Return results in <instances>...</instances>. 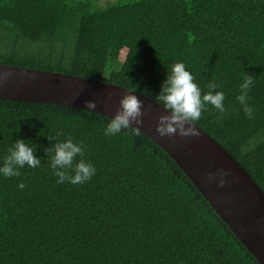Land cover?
Segmentation results:
<instances>
[{"label":"trees","instance_id":"obj_1","mask_svg":"<svg viewBox=\"0 0 264 264\" xmlns=\"http://www.w3.org/2000/svg\"><path fill=\"white\" fill-rule=\"evenodd\" d=\"M177 61L202 94L224 93V112L206 105L193 123L264 191V0H0L2 64L156 100ZM244 76L251 117L235 99ZM109 118L0 99V164L18 138L40 159L0 176V264H260L159 144L132 126L106 136ZM53 137L82 144L89 180L56 182Z\"/></svg>","mask_w":264,"mask_h":264},{"label":"water","instance_id":"obj_2","mask_svg":"<svg viewBox=\"0 0 264 264\" xmlns=\"http://www.w3.org/2000/svg\"><path fill=\"white\" fill-rule=\"evenodd\" d=\"M141 101L140 124L131 126L159 144L186 173L240 241L264 264V191L209 134L192 122L193 134L159 136L157 118L168 114L160 103L107 81L0 63V99L71 106L113 116L123 95ZM87 101L95 107L88 109ZM221 171L227 173L219 183Z\"/></svg>","mask_w":264,"mask_h":264},{"label":"clouds","instance_id":"obj_3","mask_svg":"<svg viewBox=\"0 0 264 264\" xmlns=\"http://www.w3.org/2000/svg\"><path fill=\"white\" fill-rule=\"evenodd\" d=\"M168 75L161 84V90L156 94V101L160 103L168 114L160 115L157 118L155 131L161 136H171L178 134L188 136L193 134L192 122L198 120L206 105H211L219 112L225 111L224 93L214 91L215 85L210 84L209 91L202 94L200 87L194 82L192 74L186 69L183 62L173 63L167 70ZM251 77H242L239 85L240 92L236 95V101L241 105L245 116L251 117L253 109L246 104ZM88 109L95 107L94 101H87ZM141 101L135 95H123L119 100V108L116 113L108 119L104 127L106 136L116 135L122 129H129L132 122L140 124ZM136 132V129H132ZM48 149V165L53 174L57 177V183L67 181L77 185L89 180L95 174V167L90 161H85L83 157V146L79 142H74L71 138L57 140ZM25 139H16L9 147L7 154L0 164V176L9 177L19 175L18 169L27 165L34 168L40 165V159L34 155V149ZM81 157L76 160L77 157ZM74 160L76 161L74 163ZM219 183L223 184V177L226 172L218 173ZM23 187V184L19 185Z\"/></svg>","mask_w":264,"mask_h":264},{"label":"rangeland","instance_id":"obj_4","mask_svg":"<svg viewBox=\"0 0 264 264\" xmlns=\"http://www.w3.org/2000/svg\"><path fill=\"white\" fill-rule=\"evenodd\" d=\"M127 54V48H124L120 52V58L123 60Z\"/></svg>","mask_w":264,"mask_h":264}]
</instances>
